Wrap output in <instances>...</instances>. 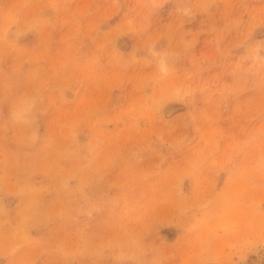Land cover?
I'll list each match as a JSON object with an SVG mask.
<instances>
[{"label":"rangeland","instance_id":"obj_1","mask_svg":"<svg viewBox=\"0 0 264 264\" xmlns=\"http://www.w3.org/2000/svg\"><path fill=\"white\" fill-rule=\"evenodd\" d=\"M0 264H264V0H0Z\"/></svg>","mask_w":264,"mask_h":264}]
</instances>
